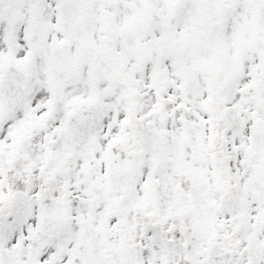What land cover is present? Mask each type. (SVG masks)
<instances>
[{
    "label": "snow or ice",
    "instance_id": "6c2138e0",
    "mask_svg": "<svg viewBox=\"0 0 264 264\" xmlns=\"http://www.w3.org/2000/svg\"><path fill=\"white\" fill-rule=\"evenodd\" d=\"M0 264H264V0H0Z\"/></svg>",
    "mask_w": 264,
    "mask_h": 264
}]
</instances>
